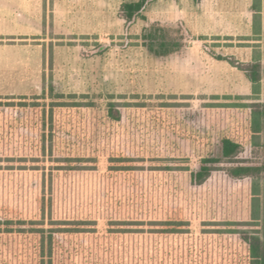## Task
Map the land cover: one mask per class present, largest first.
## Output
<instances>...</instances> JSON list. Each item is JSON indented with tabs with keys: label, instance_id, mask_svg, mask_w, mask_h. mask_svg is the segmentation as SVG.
<instances>
[{
	"label": "rangeland",
	"instance_id": "obj_1",
	"mask_svg": "<svg viewBox=\"0 0 264 264\" xmlns=\"http://www.w3.org/2000/svg\"><path fill=\"white\" fill-rule=\"evenodd\" d=\"M131 1L0 0V227L95 220L102 233L76 242L96 247L87 264H243L240 234L264 241V175L217 170L197 185L191 172L222 155L225 137L243 144L241 157L264 161L250 107L264 96L177 90L160 44L191 39L178 20L185 0H148L127 21ZM53 102L80 105L51 111ZM169 220L191 231H108ZM213 222L236 232L205 233ZM39 247L38 233L0 232V264H38Z\"/></svg>",
	"mask_w": 264,
	"mask_h": 264
},
{
	"label": "trees",
	"instance_id": "obj_2",
	"mask_svg": "<svg viewBox=\"0 0 264 264\" xmlns=\"http://www.w3.org/2000/svg\"><path fill=\"white\" fill-rule=\"evenodd\" d=\"M148 0H138L125 2L122 6L123 16L127 21H131L134 17L141 15L142 10L147 4ZM253 9L256 14V25L259 20V12L261 10V0H255ZM155 33V32H154ZM153 32L149 34V38L154 40L156 35ZM162 51L161 55H168L174 51L179 50L182 45L180 43L161 42ZM218 59L229 61L233 66L244 71L247 77L250 79L253 85V95L249 97H257L261 95V81L263 64L261 61V54L258 52L255 54L254 59L251 62H244L232 56L215 55ZM63 97V96H61ZM245 97V98H249ZM79 106L80 104H66L64 102L51 103V111L56 106ZM252 107V125L253 132L259 134L263 131L264 127V103L259 101L251 102ZM110 115L115 119L121 118V113L115 111L113 102L110 103L109 109ZM244 151L243 144L230 138L225 137L222 140V155L207 156L201 159L200 166L197 170L191 172L192 182L201 185L205 183L212 173L217 170H225L227 174L233 178H245V177H258L264 175V161H255L253 159H247L241 157ZM117 161H125L124 158H118ZM225 164V165H223ZM119 169H125L127 166H119ZM171 167V166H168ZM2 222L0 221V224ZM11 223V222H7ZM213 228H205L203 231L212 233H235L236 230L233 227L228 228H216L220 225L218 222L210 223ZM230 226L235 225L233 222L223 223ZM192 223L190 221H115L109 224V233L111 234H187L191 231ZM104 228H100V223L95 220H51L49 227L40 228H14L9 226L7 228H1L0 232L3 233H38L40 242V254L38 264H87L86 252H90V255L95 250V246L86 247L83 244L77 245L79 240H87L101 234ZM242 240L247 245L246 261L244 259L243 264H264V241L256 234H252L243 231L240 234ZM113 254L116 251H110ZM89 255V256H90ZM88 256V257H89ZM86 259V260H85ZM110 259H114L111 257Z\"/></svg>",
	"mask_w": 264,
	"mask_h": 264
},
{
	"label": "crops",
	"instance_id": "obj_3",
	"mask_svg": "<svg viewBox=\"0 0 264 264\" xmlns=\"http://www.w3.org/2000/svg\"><path fill=\"white\" fill-rule=\"evenodd\" d=\"M255 0H185L178 20L185 33V46L165 55L170 81L176 89L205 97L253 95L246 73L216 54L251 62L260 52L263 64L261 96H264V0L259 20ZM164 56H160L161 61Z\"/></svg>",
	"mask_w": 264,
	"mask_h": 264
}]
</instances>
